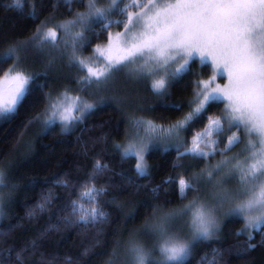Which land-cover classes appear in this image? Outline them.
I'll return each instance as SVG.
<instances>
[{"label": "snow or ice", "instance_id": "snow-or-ice-1", "mask_svg": "<svg viewBox=\"0 0 264 264\" xmlns=\"http://www.w3.org/2000/svg\"><path fill=\"white\" fill-rule=\"evenodd\" d=\"M65 2L72 12V0ZM121 2L81 0L85 11L72 12V18H63L51 25L44 23L37 29L32 43L47 44L60 51L81 71L78 83L85 87L107 83L114 70L132 68L137 78L150 81L154 93L166 94L169 82L189 72L194 60L208 66L209 77L198 76L193 82L190 110L183 119L165 127L134 118L132 123L138 134L122 148L121 155L135 158L134 167L139 177L150 176L145 158L150 145H163L165 150L174 148L178 159L190 157L208 161L217 155L221 159L215 164L208 163L199 177L177 178L181 200L187 202L171 212L154 209L159 214L148 229L155 242L153 248L131 240L123 251L117 245L112 256L122 255L124 264H185L195 242L220 238L224 217H237L244 222L243 229L236 233L248 238L240 251L246 253L255 249L257 245L251 242L254 233L264 235V0H124L123 6ZM102 4L107 6L102 7ZM10 7L22 10V0H11ZM114 11L125 19H110ZM32 15H35L34 8ZM94 23L105 30L113 24L122 30L109 31L107 43L96 46L91 56H85L82 50L87 43L86 32L92 30ZM21 51L26 49L17 45L0 53V64L17 62L0 75V122L14 118L34 78L19 66ZM218 78L226 79V83H218ZM217 102H223V111L208 117L207 108ZM94 108V103L65 90L49 99L41 122L46 128L59 123L62 131L67 132ZM201 116L207 118L205 127L194 133L190 142L182 140L183 130ZM34 119L40 120V115ZM225 128L229 130L226 136ZM141 129L144 135H139ZM240 145H243L241 152L230 155ZM106 168L107 165L97 161L93 171L100 174ZM5 177V170L0 167V219L5 216L4 208L12 194L11 190L4 191L9 187ZM228 178L236 180V189L227 186ZM54 183L67 187L69 181L58 178ZM81 188L86 190L81 191L79 199L86 200L90 207L77 200L70 201L64 225L88 228L107 223L108 214L99 203L107 189L97 187L94 176ZM152 191L156 193L158 188ZM51 203V198L43 197L36 208L42 212ZM28 215L31 217L34 212ZM177 219L188 221L190 239L180 237L172 229ZM51 227L56 229L60 225ZM32 247L34 250L35 242ZM24 251L27 249L16 253L20 264H24ZM55 259L48 264H54ZM64 261L72 264V257L66 256ZM107 264H113V260Z\"/></svg>", "mask_w": 264, "mask_h": 264}, {"label": "trees", "instance_id": "trees-1", "mask_svg": "<svg viewBox=\"0 0 264 264\" xmlns=\"http://www.w3.org/2000/svg\"><path fill=\"white\" fill-rule=\"evenodd\" d=\"M22 3V10H15L10 7L11 0H0V53L23 45L26 51L19 53L18 63L34 76L17 114L9 122H0V167L6 172L5 183L9 186L6 190L12 193L4 208L5 216L0 219V264H20L16 253L23 249H27L22 253L24 264H48L53 258H56L54 264H65L66 256L72 257V264H107L110 259L113 264H123L122 255L112 256L114 248L120 245L123 251L131 240L153 248L155 242L148 229L159 214L154 209L171 212L182 207L187 201L181 200L177 178L199 177L201 169L214 160L211 157L208 161L178 159L174 148L151 146L146 154L150 176L139 177L135 158L121 155L123 143L133 129L132 121L143 118L166 127L183 119L190 110L193 82L198 76L208 78L210 71L208 66L194 60L189 72L169 82L166 94L154 93L150 81L142 78L140 93L131 90L130 96L111 95L102 102L93 98L94 110L86 113L83 121L77 122L70 131H62L59 123L41 130L37 127L39 120L34 117L39 114L43 119L49 99L59 96L62 90L82 86L78 83L82 73L60 51L47 44H33L32 39L44 23L51 25L57 20L72 18V12L85 11V7L81 0H72V12L65 0H22ZM110 19L123 21L125 18L114 11ZM120 30L115 24L105 30L94 23L92 30L86 32L83 54L91 56L96 46L107 43L109 31ZM14 63L17 62L0 64V75ZM117 73L119 85L128 84L133 78L127 69H118ZM222 111L223 102L213 103L207 108V116L214 117ZM206 123L204 116L192 121L184 131L185 142H190L193 134L201 131ZM228 134L225 128L224 135ZM223 142L221 137L222 145ZM97 161L107 165L100 174L93 171ZM93 176L97 187L107 189L99 203L108 214V222L88 228L64 225L70 201L77 200L90 207L79 197L86 190L81 186ZM58 178L69 181L68 186L54 183ZM165 180L169 183H164ZM12 185L15 187L11 188ZM153 188L158 191L153 193ZM43 197L51 198L52 203L41 212L36 205ZM30 211L34 212L31 217ZM184 224L187 230L180 232ZM53 225L60 227L54 229ZM171 227L180 237L190 234L186 219L175 220ZM243 227L240 218H225L220 238L195 242L185 264H264L262 233L253 235L251 242L257 245L255 249L240 251L248 240L243 233L236 235ZM214 250L218 254L214 255ZM154 256L158 258L155 252Z\"/></svg>", "mask_w": 264, "mask_h": 264}, {"label": "rangeland", "instance_id": "rangeland-1", "mask_svg": "<svg viewBox=\"0 0 264 264\" xmlns=\"http://www.w3.org/2000/svg\"><path fill=\"white\" fill-rule=\"evenodd\" d=\"M61 47H62V45H61ZM19 66L22 67V64H19ZM23 68L26 71H28L29 73H31L30 70L27 69L26 67H23ZM127 71H128V74L132 75V77H133V78H131V81L129 80L130 83H128V84L119 85V81H117V75H118L117 72H118V70H114V73L111 76V79L107 83H102L99 86L89 85V86L85 87V86L82 85V86H79V87H73V88H70V89H64V90H62L60 92V94L63 93L65 90H68L72 95L79 94L83 99H87L90 103H93V101H91L93 98H96V101H101L102 102L104 100L103 99L104 97H108V96H111V95H118V94L124 93L125 96L126 95H129L130 96L132 94L131 90L132 91L135 90L136 94L137 93H140V88L141 87H140L139 83L141 82L142 78H137L132 68H128ZM217 82L218 83H221V84H224V83H226V79H220V78H218V81ZM43 119H40L39 122H38V125H37V127H39V129H41V130L43 128H46L43 125V123L41 122ZM155 124H157V123H155ZM157 125H159V124H157ZM132 127H133V129L130 132L129 137L123 143L124 146L127 144V142L130 139H135L136 136H137V134H138V130H137V128L133 124H132ZM184 131L185 130H183V132H182L181 139L185 141V139H184ZM139 135H144L142 129L139 130ZM151 146L152 145H150L149 148ZM242 148H243V145H240L239 147H236L230 153V155H236L237 153H240L241 150H242ZM220 159H221V157L215 158L211 162V164H215ZM5 180H6V177H5ZM226 183H227V186L230 189H233L234 190V189H236L238 187V185L236 183V180L234 178H228L227 181H226ZM4 191L6 193L8 192L6 190V188L4 189ZM225 218H227V217L222 218L221 225H222V221ZM220 228H221V226H220ZM186 230H187L186 224H184L182 227H180V232H185ZM190 234L189 235H183L181 237L184 238V239H190V237H191ZM123 264H124V262H123Z\"/></svg>", "mask_w": 264, "mask_h": 264}]
</instances>
